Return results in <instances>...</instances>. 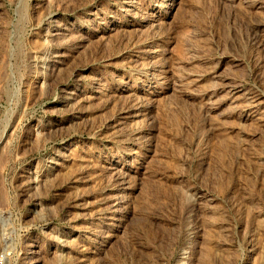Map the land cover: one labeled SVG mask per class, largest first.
I'll use <instances>...</instances> for the list:
<instances>
[{
  "label": "rangeland",
  "instance_id": "1",
  "mask_svg": "<svg viewBox=\"0 0 264 264\" xmlns=\"http://www.w3.org/2000/svg\"><path fill=\"white\" fill-rule=\"evenodd\" d=\"M0 264H264V0H0Z\"/></svg>",
  "mask_w": 264,
  "mask_h": 264
}]
</instances>
